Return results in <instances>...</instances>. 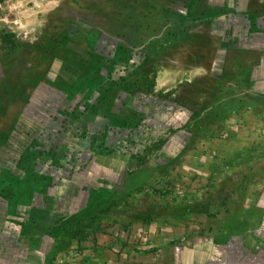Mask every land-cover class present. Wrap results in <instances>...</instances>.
<instances>
[{"label": "rangeland", "instance_id": "374dc122", "mask_svg": "<svg viewBox=\"0 0 264 264\" xmlns=\"http://www.w3.org/2000/svg\"><path fill=\"white\" fill-rule=\"evenodd\" d=\"M235 137L264 138V0H0V198L45 187L37 172L85 180L70 251L104 221L209 212L219 184L264 176Z\"/></svg>", "mask_w": 264, "mask_h": 264}, {"label": "crops", "instance_id": "0c3cea01", "mask_svg": "<svg viewBox=\"0 0 264 264\" xmlns=\"http://www.w3.org/2000/svg\"><path fill=\"white\" fill-rule=\"evenodd\" d=\"M55 95L50 94V98L57 99ZM54 110L50 103L41 113ZM262 139L256 144L230 139L229 155L242 158L243 164L263 162ZM238 167L228 170L233 178L231 174L227 178L233 185L242 179ZM36 175L49 180L45 187H25L23 192L11 189L0 198V264H79L80 260L83 264H264L262 173L255 178L248 175L243 187L219 184L220 194L204 200L209 212L189 211L176 217L170 208L167 217L156 219L160 212L153 207L148 219L104 221L100 234L83 241L82 253L69 250L68 233L61 228L74 219L80 199L88 201L82 196L84 192L78 191L86 187V181L59 172ZM203 175L197 170L184 178L198 183ZM187 182L181 191L183 197L189 192ZM79 210L84 211L85 206Z\"/></svg>", "mask_w": 264, "mask_h": 264}]
</instances>
